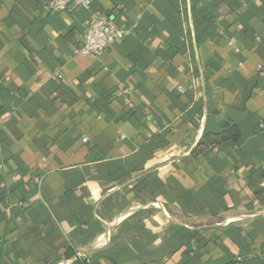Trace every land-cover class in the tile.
Masks as SVG:
<instances>
[{
  "label": "crops",
  "instance_id": "1",
  "mask_svg": "<svg viewBox=\"0 0 264 264\" xmlns=\"http://www.w3.org/2000/svg\"><path fill=\"white\" fill-rule=\"evenodd\" d=\"M48 1L0 0V264L264 261V0Z\"/></svg>",
  "mask_w": 264,
  "mask_h": 264
},
{
  "label": "built area",
  "instance_id": "2",
  "mask_svg": "<svg viewBox=\"0 0 264 264\" xmlns=\"http://www.w3.org/2000/svg\"><path fill=\"white\" fill-rule=\"evenodd\" d=\"M96 0H50L45 3V12H69L73 8L89 9ZM126 33L118 29L105 14H98L85 30L78 54L86 58H97L114 43L123 40ZM86 142L85 138H82Z\"/></svg>",
  "mask_w": 264,
  "mask_h": 264
},
{
  "label": "trees",
  "instance_id": "3",
  "mask_svg": "<svg viewBox=\"0 0 264 264\" xmlns=\"http://www.w3.org/2000/svg\"><path fill=\"white\" fill-rule=\"evenodd\" d=\"M232 130V131H231ZM230 131L227 132H221L218 134H212V135H206L204 137V141L205 144H200L196 147V152H201L202 150L208 148V146H213V145H218L219 143L223 142V141H237V132H235L234 129H231ZM193 155V154H192ZM73 264H87L86 261L84 260H75L73 262ZM222 264H233L231 262H227V263H222ZM255 264H264V261L261 262H257Z\"/></svg>",
  "mask_w": 264,
  "mask_h": 264
},
{
  "label": "water",
  "instance_id": "4",
  "mask_svg": "<svg viewBox=\"0 0 264 264\" xmlns=\"http://www.w3.org/2000/svg\"><path fill=\"white\" fill-rule=\"evenodd\" d=\"M79 257H81V255H79Z\"/></svg>",
  "mask_w": 264,
  "mask_h": 264
}]
</instances>
